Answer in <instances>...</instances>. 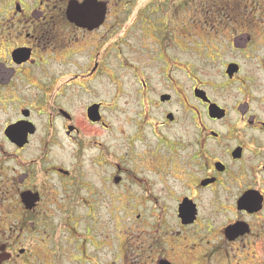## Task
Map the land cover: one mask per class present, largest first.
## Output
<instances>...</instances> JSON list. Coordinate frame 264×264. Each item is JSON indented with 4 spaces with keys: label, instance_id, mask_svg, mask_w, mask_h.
<instances>
[{
    "label": "flooded vegetation",
    "instance_id": "obj_1",
    "mask_svg": "<svg viewBox=\"0 0 264 264\" xmlns=\"http://www.w3.org/2000/svg\"><path fill=\"white\" fill-rule=\"evenodd\" d=\"M0 264H264V0H0Z\"/></svg>",
    "mask_w": 264,
    "mask_h": 264
},
{
    "label": "rangeland",
    "instance_id": "obj_2",
    "mask_svg": "<svg viewBox=\"0 0 264 264\" xmlns=\"http://www.w3.org/2000/svg\"><path fill=\"white\" fill-rule=\"evenodd\" d=\"M118 14V13H117ZM112 68H113V70H117V68H116V66L115 65H112ZM4 117V114H2V112H1V119ZM86 209H84V208H76V210L74 211V215H73V217H75V216H79V217H83V216H86ZM104 213L106 214V211H104ZM104 214V215H105ZM54 222H58L56 219H54L53 220ZM76 223H78V224H76ZM71 226L74 228V230L75 231H80V229L82 228V223L81 222H72V224H71ZM53 238L54 239H58L60 236H59V233H60V231H56V230H53ZM46 237V236H45ZM48 252H50V250H48L47 251V253Z\"/></svg>",
    "mask_w": 264,
    "mask_h": 264
},
{
    "label": "water",
    "instance_id": "obj_3",
    "mask_svg": "<svg viewBox=\"0 0 264 264\" xmlns=\"http://www.w3.org/2000/svg\"><path fill=\"white\" fill-rule=\"evenodd\" d=\"M68 8H69V9H72V8H73V5H72L71 2L69 3ZM6 133L8 134V129L6 130Z\"/></svg>",
    "mask_w": 264,
    "mask_h": 264
}]
</instances>
